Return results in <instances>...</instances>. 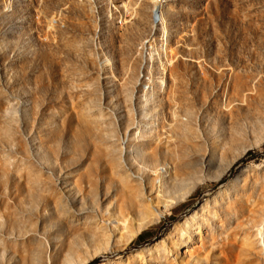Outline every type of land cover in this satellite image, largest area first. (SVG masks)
<instances>
[{
    "label": "rangeland",
    "instance_id": "obj_1",
    "mask_svg": "<svg viewBox=\"0 0 264 264\" xmlns=\"http://www.w3.org/2000/svg\"><path fill=\"white\" fill-rule=\"evenodd\" d=\"M0 0V264H264V0Z\"/></svg>",
    "mask_w": 264,
    "mask_h": 264
},
{
    "label": "bare ground",
    "instance_id": "obj_2",
    "mask_svg": "<svg viewBox=\"0 0 264 264\" xmlns=\"http://www.w3.org/2000/svg\"><path fill=\"white\" fill-rule=\"evenodd\" d=\"M157 1H158V0H155V6H154L155 8L158 7V5H159V4L157 3ZM156 9H157V8H156Z\"/></svg>",
    "mask_w": 264,
    "mask_h": 264
}]
</instances>
